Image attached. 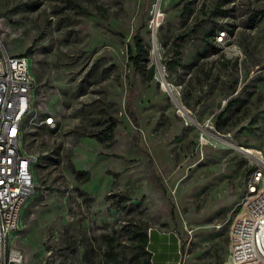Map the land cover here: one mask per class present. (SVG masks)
<instances>
[{
  "label": "rangeland",
  "instance_id": "374dc122",
  "mask_svg": "<svg viewBox=\"0 0 264 264\" xmlns=\"http://www.w3.org/2000/svg\"><path fill=\"white\" fill-rule=\"evenodd\" d=\"M195 24L170 72V40ZM0 39L28 54L33 106L53 117L32 113L22 134L35 187L10 235L15 264H107L105 238L121 261L133 224L178 240L152 232L151 264H229L230 225L264 162V0H0ZM112 119L111 143L98 141Z\"/></svg>",
  "mask_w": 264,
  "mask_h": 264
},
{
  "label": "built area",
  "instance_id": "2783aa9c",
  "mask_svg": "<svg viewBox=\"0 0 264 264\" xmlns=\"http://www.w3.org/2000/svg\"><path fill=\"white\" fill-rule=\"evenodd\" d=\"M33 78L28 55L10 54L0 39V264H15L22 255L7 239V226L20 222L25 203L30 198L18 191H9L10 183L20 187H35L34 173L26 167L19 152L21 133L28 125L23 113L46 116L33 106ZM37 127V125H32ZM253 192L241 197V207L229 228V264L244 260V264H264V236L251 242V229L264 227V181L256 180V173L264 172V163L257 159Z\"/></svg>",
  "mask_w": 264,
  "mask_h": 264
},
{
  "label": "trees",
  "instance_id": "16d2710c",
  "mask_svg": "<svg viewBox=\"0 0 264 264\" xmlns=\"http://www.w3.org/2000/svg\"><path fill=\"white\" fill-rule=\"evenodd\" d=\"M198 28V25H194L192 28L180 31L177 33L169 42L168 49L166 51V57L163 60L164 66L170 71L175 72L179 67H184L181 58V48L182 46L194 35ZM212 35V34H211ZM134 47L135 51L131 54L130 59L134 64L136 71H142V65L149 62V47L143 43L141 35L136 32L134 35ZM30 48H27V51ZM206 53V52H205ZM23 55H28L22 53ZM145 80L150 81L156 74V67L153 63H150L146 70L143 71ZM128 108V105H127ZM132 116L133 114L129 112ZM133 117V116H132ZM114 121L110 122V125L105 127L100 134H95V138L100 142H105L106 140L110 144L112 141V131H113ZM69 171L73 174L74 178L79 182H86L89 180V173L83 170H77L72 165L68 166ZM127 200L129 196H126ZM117 202V201H116ZM123 209V206H122ZM128 239L131 244L132 250L129 254H124L122 260L126 264H151V252L148 250L149 234L147 227L142 224H133L131 228H128ZM107 249L103 252L102 261L107 264H121L120 254L115 251L113 238H105ZM82 264H87L83 262Z\"/></svg>",
  "mask_w": 264,
  "mask_h": 264
},
{
  "label": "bare ground",
  "instance_id": "6f19581e",
  "mask_svg": "<svg viewBox=\"0 0 264 264\" xmlns=\"http://www.w3.org/2000/svg\"><path fill=\"white\" fill-rule=\"evenodd\" d=\"M31 114L32 113H23V120H28L31 117ZM42 123L45 125L51 126L53 124V117L48 116V115L45 116L42 120ZM22 134L23 133H21V140H22ZM245 150H246V152H251L250 149H245ZM19 152H22L23 158H32V156L30 154L26 153L23 150L21 143H19ZM260 163H261V160H260ZM262 163H264V162H262ZM26 167H31V173H34L33 172V161H32V159L26 160ZM9 191H18V194H25V195L30 197L34 192V188L33 187H20V183H10L9 184ZM18 225H19V223H14L13 225L7 226V239H10V235H11L12 231L16 230L18 228ZM259 236H264V227H260L259 234H258V229H251V231H250L251 242H258ZM233 264H244V260H235L233 262Z\"/></svg>",
  "mask_w": 264,
  "mask_h": 264
},
{
  "label": "crops",
  "instance_id": "0c3cea01",
  "mask_svg": "<svg viewBox=\"0 0 264 264\" xmlns=\"http://www.w3.org/2000/svg\"><path fill=\"white\" fill-rule=\"evenodd\" d=\"M152 232H156V233H160L161 235H167V236H170L171 238L169 239V241L174 244L176 247H178V240L175 239V235L174 234H170V233H163V232H158V231H152ZM152 232L149 233V238L151 237L152 235ZM150 240V239H149ZM148 245H149V242H148ZM148 250H149V246H148ZM150 251V250H149ZM152 255V253H151Z\"/></svg>",
  "mask_w": 264,
  "mask_h": 264
},
{
  "label": "water",
  "instance_id": "95a60500",
  "mask_svg": "<svg viewBox=\"0 0 264 264\" xmlns=\"http://www.w3.org/2000/svg\"><path fill=\"white\" fill-rule=\"evenodd\" d=\"M162 85H164V87H165L168 91H170V89H169V87H168V84H167L165 81H162Z\"/></svg>",
  "mask_w": 264,
  "mask_h": 264
}]
</instances>
